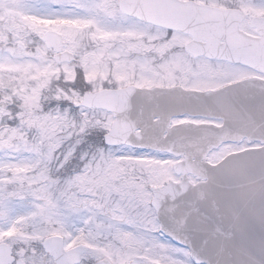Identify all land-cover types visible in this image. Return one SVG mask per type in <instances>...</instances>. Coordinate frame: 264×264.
<instances>
[{"label": "flooded vegetation", "instance_id": "obj_1", "mask_svg": "<svg viewBox=\"0 0 264 264\" xmlns=\"http://www.w3.org/2000/svg\"><path fill=\"white\" fill-rule=\"evenodd\" d=\"M26 1H0L5 22L8 9L31 15L30 21L22 23V33L1 24L5 29L0 26V54L10 60L30 61L31 72L36 71L33 66L40 70L38 62L54 61L68 52L72 59L60 65H70L75 74L104 71L103 86L90 92L127 86L218 92L208 98L211 102L201 105L205 108L233 107L240 104L243 93L254 94L258 84L264 85V75H258L264 73V0H162L158 12L164 26L148 21L153 6L150 0H38L46 7L37 12L26 11ZM43 19L47 22H40ZM66 26L69 30L64 31L61 27ZM46 31L60 33L62 41L44 43ZM12 44L21 54L10 55L7 50ZM220 48L228 52H218ZM116 68H131L133 75L122 83L116 78ZM3 78L0 76V264H195L188 248L161 232L151 199L154 188L171 180L199 182L192 173L200 171L195 165L199 155L183 152L174 157L141 150L148 155L115 157L108 166H117L115 169L69 185V179L81 174L85 164L93 169L94 152L103 149L77 145L67 163L66 149L58 158H45L44 190L49 197L39 200L33 191L40 185L31 181L41 169L33 162L28 118L32 109L26 92L12 88L11 78ZM242 81L250 84L248 91L230 87ZM133 99L130 104L141 107L143 124L151 126L152 137L146 140L150 145L188 141L177 135L180 124L222 125L213 118L171 116L175 97L168 92H137ZM62 100L68 106L80 103L79 99ZM95 111L107 116L109 127L112 113ZM61 118L62 126L71 125L76 134L78 116ZM242 143L247 144L245 148L261 146L259 142ZM214 151L206 156L212 164L222 159ZM174 163H179L178 170Z\"/></svg>", "mask_w": 264, "mask_h": 264}, {"label": "water", "instance_id": "obj_2", "mask_svg": "<svg viewBox=\"0 0 264 264\" xmlns=\"http://www.w3.org/2000/svg\"><path fill=\"white\" fill-rule=\"evenodd\" d=\"M129 91L85 94L81 102L89 108L97 106L109 110L112 107L110 110L116 120L104 136L108 145L126 143L142 147V134L132 135L138 124H142L136 113L137 104L129 106L126 98L120 101ZM259 94L264 97L263 84H258V91L250 97L251 103H243L230 113L227 111L231 108L223 109L226 116L220 114L224 122L222 141L218 128L201 126L192 130L199 136L198 140L176 146L149 147L174 153L175 147L201 152L245 137L249 142L264 143V101L255 99ZM208 111L203 112L218 117L216 110ZM235 133L240 136H231ZM202 166L201 174L194 173L205 181L195 185L186 180L171 182L155 192L152 201L161 231L176 244L186 246L195 263L264 264V147L246 149L224 157L213 166L207 162Z\"/></svg>", "mask_w": 264, "mask_h": 264}, {"label": "rangeland", "instance_id": "obj_3", "mask_svg": "<svg viewBox=\"0 0 264 264\" xmlns=\"http://www.w3.org/2000/svg\"><path fill=\"white\" fill-rule=\"evenodd\" d=\"M11 1H13L14 3L16 2V0ZM1 4L2 2H0V5ZM4 7H6L5 4ZM45 7L46 3L40 2L38 0H27L24 4V9L28 12L41 11ZM2 17L3 15L0 14V26L1 24H5L7 25L5 27L6 29H10L12 32L22 33L25 29V25L22 23H24L25 21H30L31 15L25 13L21 14L16 12L15 10L10 11V9H8V21L5 22ZM5 28L1 26V29ZM61 28L64 31L69 30L67 26ZM69 36H71V34ZM3 41L5 42L4 35ZM9 50L7 51L10 53V55L20 53L16 44H12V47L9 48ZM30 63V61L26 60H10L7 59V55L5 53L2 55L0 54V76L11 78L14 81L13 87L20 88V91L23 93L26 92L27 101H29L30 108L32 109V111L30 110V115L28 116V118L30 120L31 127L29 131L32 134L31 141L33 143L34 152L32 153L34 157L33 162L37 167H41V169L40 172L35 175L34 180L31 181H34L35 183L40 185L39 187L34 188L35 190L33 192H36L34 196L41 200V198L49 197L47 191L44 190V187L46 186L45 169L47 167L44 163L45 158L50 155L52 159L54 155L60 154L62 151H64V149L69 151L70 148L68 147L71 146V143L75 144V141L81 138L83 140V143L78 144V146H82L83 144L84 146H91V148L97 147V149H99L103 146L98 143L97 137L98 135H101V133L106 132L109 127L108 119L105 114H101L95 110H87L85 108H81L78 112L79 118L81 119L80 127H78L76 134H73L72 131H74V129L71 125L62 126L61 123V116H67V114L71 113H69L70 107H67L66 105L64 107H56L57 110H54L53 108L54 105H57L56 102L58 103V105L64 102L62 100L63 97L67 99H79L80 101V95L83 90L90 87L95 88L103 83L102 73L100 74L97 71H93L86 74L84 73L76 75L73 71V67H71L70 65L55 64L50 59L38 62L37 67H40V70H38V68H34L36 71L34 73H30L28 68L30 66ZM114 71L116 72V78H118L117 80L122 83L133 75L131 68H116L114 69ZM76 77L79 78V81L77 82H75V80L77 79ZM5 78H3V80H5ZM25 79L28 81L23 84ZM69 85L75 86H73V90H70L68 94L62 96L63 87ZM40 101H44L45 103L39 104ZM64 104H67V102H64ZM82 127L86 129V135L81 134ZM99 141L101 143L100 139ZM246 146V143L223 145V148L217 149L215 152H213V155L218 158L226 155V153L228 152H235V150L244 149ZM100 150L94 152L95 154H97L92 158L93 161L95 160L94 167L93 169H90L89 171L84 173L83 178L85 177L86 179H90L89 177L94 176V173V177H100L105 173L106 169L109 171L117 167L111 166L113 167V169H110V167H108L110 163L114 161L113 158L124 157L123 159H126V157L137 156L139 152L138 150L135 151L131 148H124L123 146H106L105 149H102V155ZM143 155L148 154L143 152ZM55 157L58 158L59 155ZM77 205L79 206L80 202H78Z\"/></svg>", "mask_w": 264, "mask_h": 264}, {"label": "snow or ice", "instance_id": "obj_4", "mask_svg": "<svg viewBox=\"0 0 264 264\" xmlns=\"http://www.w3.org/2000/svg\"><path fill=\"white\" fill-rule=\"evenodd\" d=\"M40 22H44V23H46V22H47V19H43V20H41ZM258 75H264V73H260V74H258ZM81 134H82V135H86V134H87L86 129L83 128V127L81 128ZM106 142H108V141L106 140ZM80 143H83L82 138H81V139H77V141L75 142V144H73V145L70 147L69 151L65 154V161H64V163H67V162L71 159L72 154H74V152L76 151V146H77L78 144H80ZM100 152H101V155H102V154H103V150H100ZM84 156H86V154H84ZM83 158H84V157H82V159H83ZM61 166H63V165H61ZM91 166H92V165H91L90 163H89V164H85V165H84V168L82 169L81 174L76 175V176L70 178L69 181H68V184L71 185V184H74L75 182L81 180V179L83 178L84 173H86L87 171H89V170L91 169ZM102 198H103V197H102ZM116 203L119 204L120 202L117 201ZM108 206H110V205H106V207H108ZM121 206H123V205H121Z\"/></svg>", "mask_w": 264, "mask_h": 264}]
</instances>
